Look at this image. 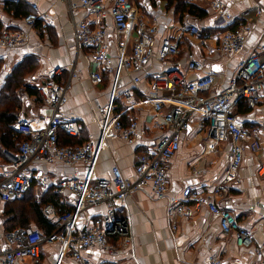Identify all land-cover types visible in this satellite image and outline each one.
Wrapping results in <instances>:
<instances>
[{"label":"crops","instance_id":"1","mask_svg":"<svg viewBox=\"0 0 264 264\" xmlns=\"http://www.w3.org/2000/svg\"><path fill=\"white\" fill-rule=\"evenodd\" d=\"M24 1L30 6L33 2L37 3L54 23L40 19L34 27H28L23 21L24 17H13L5 12L4 3H0V35L11 30L27 33L25 46L7 52L0 48V90L17 67L29 69L24 76L25 87L36 89L38 95H30L27 91L21 93L18 120L25 118L32 123L41 119L47 120L53 112L45 104L38 86L49 80L57 69H62L61 73L54 75V79L61 85L69 82V89L68 101L61 108L60 114L80 124V141L86 142L90 137H99L111 101L114 75L106 74L101 84L92 81L91 71L96 70L97 65L91 62L87 48L77 47L73 21L87 20L93 27L105 25L107 35L102 45L116 63L120 51L118 44L122 38L117 36L112 18L108 16L99 20L88 17L79 5L80 0H70L75 6L73 11L69 9L68 2L64 1ZM114 1L107 0L108 8L112 7ZM130 1L135 4L142 18L155 24L158 43L163 37H172L180 45V54L175 59L165 64L155 59L152 61L148 74L142 75V88L145 90L154 72L175 68L186 71L187 61L193 55L202 63L203 70L188 72L187 77L194 80L211 75L215 79L213 92H222L234 77L238 64L259 44H264V0H183L207 12V16L201 20L187 11H177L178 2L169 4L167 0ZM218 2L225 5L222 12L214 9V4ZM201 23L204 24L202 29L199 27ZM193 25L200 28L198 36L182 31L183 26ZM228 30L243 32L244 47L237 54H225L220 50L221 37ZM132 44L131 38L126 48L127 54L131 53ZM5 52L7 56L3 58ZM74 68L77 77L71 78ZM120 84L119 95L123 90L133 88L127 76ZM116 102L121 107L118 105L119 108L116 107L114 113L124 107V98L118 96ZM137 102V106L123 114L122 119L124 124H128L132 118L137 119L148 130V134L137 137L134 144L117 138L107 140L100 151L96 170L97 175L102 178L110 177L114 166H118L125 177H132L137 155L142 152L151 153L160 138L169 131L165 119L157 116L150 103L142 102L140 96L137 97ZM233 113L239 124L260 129L262 147L259 152L254 153L246 144L245 158L237 171L235 181L226 192L216 196V199L231 210L240 225L251 230L255 241L260 243L264 240V175H261L264 166V94L257 107L250 108L240 104ZM157 122L165 128H154ZM13 127L16 130L15 125ZM5 152L7 150L3 153ZM6 159L7 161L0 157V171L7 169L9 160L7 157ZM229 165L230 143H220L216 151H210L207 134L193 124L183 132L180 149L168 164V196L156 200L149 186L133 192L117 212L119 217L128 218L130 221L132 238L129 242L126 243L119 236H112V251L106 252L99 247H93L85 250L83 254L92 264H207L214 256L220 257L221 264L257 263L254 248L241 247L236 243L234 234H224L219 219L206 206L196 210L191 217L171 218L167 213L170 198L181 197L187 186L199 192L210 191L224 178ZM31 169L55 178L74 174L83 178L86 174L83 164L67 166L58 162L41 161L33 164ZM40 190L34 188L36 196L49 191ZM58 194L60 201L74 207L76 196L73 192L66 190ZM105 212L104 205L88 209L79 222L80 226H86ZM60 249L59 243H45L38 259L25 258L18 264H57ZM60 264L79 262L68 252L62 257Z\"/></svg>","mask_w":264,"mask_h":264},{"label":"built area","instance_id":"2","mask_svg":"<svg viewBox=\"0 0 264 264\" xmlns=\"http://www.w3.org/2000/svg\"><path fill=\"white\" fill-rule=\"evenodd\" d=\"M59 1L68 2L69 9L73 11L75 6L70 0ZM79 5L88 17L101 20L110 16L117 36L122 38L119 40L120 51L115 63L113 56L102 45L107 27H93L87 20L73 21L77 47L87 48L91 62L97 65L96 70L91 71L92 81L101 84L106 74L114 75L105 121L99 137H90L84 144L75 147L59 145V132L70 136H78L81 132V126L76 120H68L60 114L61 108L68 101L69 82L61 85L54 79V75L62 72V69H57L49 80L38 86L45 104L51 107L53 113L47 120L41 119L35 123L25 118L16 122V130L25 139L17 154L5 152L9 163L7 169L0 171V203L22 200L32 188L48 190L53 187L57 193L68 190L76 198L73 209L63 214H59L52 204L46 206V216L59 222L57 231L49 235H44L35 227L5 232L0 222V264H18L25 258L38 259L45 243L61 245L57 264L61 263L62 257L68 252H71L79 264H92L83 254L85 250L99 247L106 252L112 251V236L124 238L128 243L132 238V228L128 218L118 216L120 205L133 192L147 186L151 187L156 200L168 196V164L180 149L183 132L193 124L207 134L210 151H216L220 143H230V165L224 178L210 191L199 192L187 186L181 197L170 198L167 204L168 216L191 217L196 210L206 206L219 219L222 232L234 234L239 246L254 248V254L258 258L255 264H264V240L257 243L252 231L241 226L236 215L216 199L235 181L245 158L246 144L254 153L259 152L262 147L260 129L239 124L233 112L242 103L255 108L262 100L264 44H259L238 64L234 77L222 92H213L215 79L211 75L194 80L187 77L188 72L203 70L202 63L193 55L187 61L186 71L175 68L154 72L145 90L142 88V75L148 74L154 59L165 64L178 57L179 42L172 37H163L158 43L157 27L142 18L130 0H115L111 8H108L107 0H80ZM224 6L218 2L214 4V9L222 12ZM40 19L54 23L47 12L33 2L23 21L28 27H34ZM182 31L191 36L200 34V28L195 25L183 26ZM131 38L132 50L127 54L126 48ZM244 42L243 32L228 30L221 37L220 50L225 54H237L243 49ZM26 43L25 31L11 30L0 35V48L6 52L23 47ZM6 52L3 58L7 56ZM74 70L75 68L71 78L77 77ZM125 76L130 79L133 88L125 89L119 95L120 83ZM118 96L124 98V109L114 113L119 105L116 102ZM138 96L142 102L151 104L157 116L165 119L169 131L160 138L151 153L142 152L137 155L132 177H125L121 169L114 166L110 177L102 178L97 175L96 170L100 151L107 140L117 138L134 144L137 137L148 134V130L137 119L132 118L128 124H124L122 119L123 114L137 106ZM154 128L165 127L157 122ZM41 161L58 162L67 166L83 164L86 174L83 178L76 174L55 178L41 171H33L31 166ZM261 175H264V166ZM99 205L106 207L105 214L81 227L79 222L86 211ZM207 264H221V259L214 256Z\"/></svg>","mask_w":264,"mask_h":264},{"label":"trees","instance_id":"3","mask_svg":"<svg viewBox=\"0 0 264 264\" xmlns=\"http://www.w3.org/2000/svg\"><path fill=\"white\" fill-rule=\"evenodd\" d=\"M169 4L178 2L177 11H187L198 17L200 20L207 16L204 9L195 4L186 3L183 0H167ZM4 3V10L15 18H23L30 12V4L24 0H0ZM29 72L22 66L17 67L12 76L7 79V83L0 90V157H5L4 150L17 154L21 142L25 139L13 125L16 124L21 108V93L27 91L30 95H38L36 89L25 87L24 76ZM242 105L249 107L246 103ZM81 135V133H80ZM79 136H70L64 132L58 134V144L70 147L79 146L85 143L80 141ZM27 197H29L27 199ZM55 206L59 214H63L73 209L60 201V194L54 191L53 187L49 191L36 196L32 188L24 199L5 203L3 214V229L11 232L17 228L35 227L42 231L44 235H49L57 231L59 222L48 218L45 214L47 205Z\"/></svg>","mask_w":264,"mask_h":264},{"label":"rangeland","instance_id":"4","mask_svg":"<svg viewBox=\"0 0 264 264\" xmlns=\"http://www.w3.org/2000/svg\"><path fill=\"white\" fill-rule=\"evenodd\" d=\"M200 26V28L202 29V28H204V24H199ZM41 192H43L42 190H40ZM39 191V192H40ZM29 197H27V199H28ZM4 210H5V204H1L0 203V222H1V225H3V214H4Z\"/></svg>","mask_w":264,"mask_h":264}]
</instances>
